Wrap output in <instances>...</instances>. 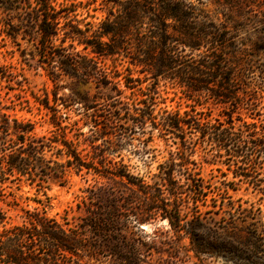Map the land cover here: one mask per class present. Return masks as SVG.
Masks as SVG:
<instances>
[{
    "label": "rangeland",
    "instance_id": "rangeland-1",
    "mask_svg": "<svg viewBox=\"0 0 264 264\" xmlns=\"http://www.w3.org/2000/svg\"><path fill=\"white\" fill-rule=\"evenodd\" d=\"M187 1L227 31L225 57L231 61L235 78L231 90L238 97L234 107L217 103L206 92H187L169 79L160 80L157 88L148 85L146 79L141 85L130 82L143 74L126 70L129 59L124 53L117 62L96 60L107 74L108 84L94 69H88L85 79L58 76L56 63L52 62L53 48L60 44L68 25L96 27L106 14L101 0H52L51 6L59 10L60 30L50 49L36 43V28L29 19L26 1L14 0L8 7L0 5V120L7 115L10 124L13 120L31 124L32 135L37 138L71 142L79 160L93 167L77 170L65 150L60 152L63 145L53 142V147L44 152V159L50 160L43 161L45 167H33L31 176L14 174L0 186L5 194L0 196V209L5 213L6 226L23 224L27 220L25 210L36 208L81 232L88 210L94 209L100 216L106 214L107 176L117 181L114 185L123 198L141 196L132 206L145 204L141 193L144 187L113 176L115 168L149 185L146 187L152 192L159 188L165 196L162 178L172 172L184 189L180 215L188 218L191 211L198 210L210 226L224 230L227 238L237 237L241 259L234 261L220 255L197 258L187 251L189 239L181 232L178 237L168 221L158 215L135 227L132 217H127L130 213L125 212L129 214L122 215L120 223L125 222L127 239L141 236L162 251L163 264H264V147L246 141V123L256 124L257 136L264 137V0ZM75 50H82V46L76 45ZM41 52L46 56H40ZM94 61L95 58L89 65L93 66ZM153 90L157 92L154 100ZM150 104L153 105L145 107ZM143 107L145 122L135 124V116ZM167 112L187 113L198 123H223V127L228 124L226 119L233 120L236 127L231 130L237 135H241L239 124L244 121L243 137H239V143L231 140L229 149L218 150L211 136L201 137L196 128L185 126L184 132H178L167 127L163 122ZM223 112L232 113V117ZM121 135H125L124 140L118 139ZM181 137L185 152L179 150ZM14 138L5 136L0 127V163L1 150L14 146ZM237 144L240 154L234 151ZM172 163L178 165L171 168ZM189 177L203 181L206 196L197 203L198 207L192 203L193 195L186 185ZM158 256L153 252L144 264H158ZM92 262L119 264L100 255Z\"/></svg>",
    "mask_w": 264,
    "mask_h": 264
},
{
    "label": "trees",
    "instance_id": "trees-1",
    "mask_svg": "<svg viewBox=\"0 0 264 264\" xmlns=\"http://www.w3.org/2000/svg\"><path fill=\"white\" fill-rule=\"evenodd\" d=\"M13 1L0 0V5L8 7ZM24 1L28 3L29 19L36 28V43L49 48L59 34V10L51 6L52 0ZM100 4L103 5L102 9H106V14L96 27L77 28L68 25L60 44L53 48L52 62L56 63L58 76L68 75L85 79L89 75L88 69H94L108 84L107 74L101 71L96 60L110 59L117 62L119 56L124 53L129 59L126 70L130 72L135 69L143 74V77L131 78L130 82L141 85L143 79H146L149 81L148 85L157 88L160 80L169 79L187 92L199 94L206 92L217 103L233 107L237 104L236 92L231 90L235 82L231 61L225 57L227 31L209 21L191 2L101 0ZM65 42L67 44L63 45ZM76 45H81L82 50H75ZM198 50L200 51L196 52ZM40 56L46 54L41 52ZM93 58L94 65L90 66L89 62ZM131 66L134 67L130 68ZM125 83L127 86L128 82ZM156 93L155 90L152 91L151 95H154L152 100L155 99ZM151 105L153 104L145 107ZM145 107L139 108L135 124L145 122V114L141 113ZM232 113L223 112V115L229 118L232 117ZM3 117L0 120L2 131L5 136L13 135L15 138L11 139L14 146L1 150L3 161L0 163V186L9 181V177L14 174L31 176L33 167H45L44 152L53 147V142L63 145L59 150L60 152L65 150L74 168L93 169L89 164L79 160V154L71 142L59 138L56 140L37 138L32 135L31 124L16 120L10 124L8 116L5 115L4 119ZM194 121L187 113L180 115L167 112L163 118L165 125L174 131L184 132L185 126H188L196 128L203 138L210 135L213 142L219 146L218 150L229 149L227 147L231 140L239 143V137H243L244 121L239 124L241 135L231 130L236 127L233 120L229 122V119H226L224 123L228 124L224 127L223 123ZM246 125L249 126L246 141L256 142L255 145L264 147V137L257 136L256 124ZM235 135L238 136V140H235ZM124 137L125 135H121L118 139L124 140ZM126 137H129V134ZM180 139L182 145L179 150L185 152L184 137ZM234 151L237 154L241 153L239 144ZM33 158L36 160L35 163L31 161ZM182 161L186 165L187 160L184 157ZM176 165L178 164L172 163L171 168ZM112 175L121 179L126 178V182L131 185L144 187L141 193L145 204L132 206L137 199L141 200V196L123 198L114 185L117 181L107 176L109 181L105 186L106 214L100 216L94 209L88 210L81 224V232L68 226L67 222L60 223L46 216L44 211L40 212L36 208L34 211L25 210L27 220L23 224L6 226L5 213L0 209V264H93L92 260L98 255L105 259L112 258L119 264H144L148 255L153 252L159 254L158 264H163L165 260L162 251L152 247L141 236L132 240L127 239L126 225L125 222L120 223V218L129 213L127 217H132L135 227L152 215L166 219L178 237L181 232L189 239L187 251H192L197 258L220 255L234 261L241 259L242 248L237 237L227 238L224 230L210 226L207 217L198 210L191 211V217L188 218L180 215L184 189L179 180L172 177V172H168L167 176L162 178L161 185L165 187L167 196L163 195L159 188L154 192L150 191V187H146L149 185L136 182L138 180L135 181V178L125 171L115 168ZM188 179L186 185L192 192V203L198 207L197 203L202 202L206 196L203 181L193 177ZM30 180L34 181L31 178ZM0 196H5L2 189ZM259 238L261 241V237Z\"/></svg>",
    "mask_w": 264,
    "mask_h": 264
}]
</instances>
